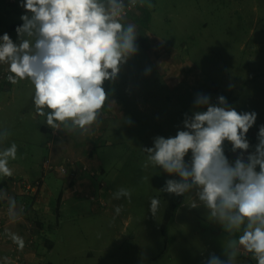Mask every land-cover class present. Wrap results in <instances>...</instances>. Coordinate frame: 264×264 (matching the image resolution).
<instances>
[{"label":"rangeland","instance_id":"374dc122","mask_svg":"<svg viewBox=\"0 0 264 264\" xmlns=\"http://www.w3.org/2000/svg\"><path fill=\"white\" fill-rule=\"evenodd\" d=\"M150 4L153 10L138 27V54L114 84L105 83L110 99L116 101L106 108V138L100 141L101 128L94 135L100 142L97 157L105 169L98 179L107 188L105 205L97 208L88 198L69 195L59 229H50L49 220L44 222L54 249L43 253L55 264H205L212 253L226 259L224 247L232 237L209 220L206 208L189 206L192 194H185V204L167 236L162 234L173 194L160 189L170 177L158 167L142 168L147 156L143 148L152 147L157 136L174 137L182 130L185 113L192 114L197 94L209 95L212 81L221 88L212 104L231 91L230 107L241 113L255 111L257 116L263 112L264 0H155ZM22 14L21 8L10 20H21ZM11 39L17 42V33ZM145 69L150 74L145 75ZM33 95L27 80L0 93V132L10 133L0 149L13 142L17 145V159L9 165L16 162L20 171L34 170L49 151L44 145L46 123L40 117L33 119ZM66 181L67 176L56 181L59 187L53 197L59 198ZM121 187L131 190L130 202L113 199ZM151 197L160 200L156 216L149 211ZM118 205L123 210L117 216Z\"/></svg>","mask_w":264,"mask_h":264},{"label":"clouds","instance_id":"9594fccd","mask_svg":"<svg viewBox=\"0 0 264 264\" xmlns=\"http://www.w3.org/2000/svg\"><path fill=\"white\" fill-rule=\"evenodd\" d=\"M136 5L137 0H20L23 23L15 29L17 42L7 33L0 36V65H7L9 83L27 80L33 86V119L42 118L54 133L93 134L105 107L116 103L105 83L114 84L139 52L137 27L127 21ZM256 120L255 111L238 112L223 95L212 104L209 95L197 94L182 130L174 137L157 136L152 147L143 148L147 156L142 168L158 167L170 177L160 191L192 194L189 206L206 208L209 220L232 237L224 247L226 259L212 253L205 264H236L242 251L264 264V125L251 152L247 139ZM9 135L0 132V143ZM225 142L237 154L234 160L225 154ZM17 151L14 142L0 149V177L13 176L9 163L17 159ZM131 197L123 187L113 193L116 200L130 202ZM0 200L7 202L12 223L22 219L24 209L15 198L0 192ZM122 210V205L114 209L117 216ZM159 210L160 200L151 197L149 211L156 216ZM6 235L24 249L23 237L10 231Z\"/></svg>","mask_w":264,"mask_h":264},{"label":"crops","instance_id":"0c3cea01","mask_svg":"<svg viewBox=\"0 0 264 264\" xmlns=\"http://www.w3.org/2000/svg\"><path fill=\"white\" fill-rule=\"evenodd\" d=\"M152 1L154 2L155 0H137L138 7L127 17L128 22L136 25L138 34L143 21L147 20L148 13L153 10V7H148V4ZM17 11L20 12L21 7L16 0H0V36L7 33L10 38H12V35L16 33V27L22 25V20H10L11 16ZM140 40L141 38L137 37V41ZM6 68L7 65H0V93L9 90L12 86V84L7 80H2L1 78V74L6 71ZM106 108L107 107H105L100 126L98 128H94L93 134L89 136L80 137L64 131L54 133L50 127L47 125L44 126L43 135L47 139L44 145L49 149V151L44 154L41 165H37L34 170L20 171L19 167L21 166L19 165L18 167L16 162L9 165L13 169L12 177L20 176L33 179L41 175L42 164L46 159H50L55 163H62L64 160L71 158L78 161L79 166L85 165V163L88 164L90 168L98 172L97 176L91 177L89 174H83L80 172L78 178L70 184L66 181V184L62 186L63 189L58 196L59 198H55L53 197V191L57 192V188L59 187L56 185V181L60 178L62 179V177L56 173H50L49 176L47 174L41 192L32 200L27 199V197L23 198V196L7 190V184L12 177H0V192H6L9 196L15 198L18 207H21V203L23 201H26L27 203L30 202L29 204L32 205L31 209H27L23 212L22 219L15 223H12L9 220L7 212L4 214L7 223V227L4 231L17 233L19 236L23 237L24 242L28 240L30 235H32L36 239V243H38L37 246H34L32 249L22 251L26 264H55L52 260L45 257L43 253L44 250L49 251L54 249V241L49 238L48 233L50 231L45 228L44 222L49 220L50 229H59L60 224L58 219L61 217V211L64 207L63 204L67 201L66 199H68L69 195L77 198L79 197V199H84L85 197L83 196V193L92 189H97L98 182L100 181L98 180L100 179L99 176L100 174H104L105 169L103 168L101 160L97 157L98 150H96V146L100 142L98 143L96 141L94 135L98 129L101 128L103 135L100 141H104V137L106 138L107 136L106 134L108 129L105 126L107 118L105 117L107 111ZM261 125H264V110L257 116L256 123L247 133V139L250 145L253 143V140L257 139L258 130ZM52 138H54L53 141ZM230 149L231 145L225 142L226 154L230 160H234L237 154L232 153ZM52 174L55 178H50ZM5 203L7 204L6 201ZM52 217H55L56 221L50 220ZM30 226H32V228ZM239 234L240 233H236L235 236L238 237ZM7 250L8 249L5 247L0 246V258L5 256V251ZM241 253L244 254L243 251ZM245 254V256L241 255L243 258L237 257L236 264H256V261L251 258V254Z\"/></svg>","mask_w":264,"mask_h":264},{"label":"built area","instance_id":"2783aa9c","mask_svg":"<svg viewBox=\"0 0 264 264\" xmlns=\"http://www.w3.org/2000/svg\"><path fill=\"white\" fill-rule=\"evenodd\" d=\"M128 0H125L127 4ZM138 4L131 8L128 11L127 17L137 8ZM7 72L4 71L1 74L2 80H7ZM257 139L254 140V146L257 144ZM253 148L249 149V152L254 150ZM41 175L36 179L30 180L25 177H12L7 184V190L15 192V194L23 197H36L44 185V180L47 174L57 173L61 177L67 176V181L69 184L78 178L80 172L83 174H89L91 177L97 176L98 172L90 168L87 165L79 166V162L68 158L62 163H55L50 159H46L42 164ZM106 185L103 180L98 182V187L96 190L92 189L84 194L85 198H88L97 208L104 207V194H105ZM5 200L0 201V246L8 249L4 257L0 258V264H26L23 257L22 251L29 250L34 247L36 244V239L30 235L28 240L25 241V247L21 251L18 249L17 245L12 242L11 239L6 235V231L2 229L4 227V214L7 212V204L4 203ZM28 203L23 201L21 207H23L24 212L28 208ZM5 257L8 258V261H5Z\"/></svg>","mask_w":264,"mask_h":264},{"label":"trees","instance_id":"16d2710c","mask_svg":"<svg viewBox=\"0 0 264 264\" xmlns=\"http://www.w3.org/2000/svg\"><path fill=\"white\" fill-rule=\"evenodd\" d=\"M137 4H138V2H137ZM220 91H221V88H220L218 82L212 81L210 88H209V96L211 97V100L215 97V94H217ZM227 92H229V93H228V95L226 94L225 98L227 101H230V100H232L231 99L232 92L231 91H227ZM251 146H252L251 148H253L254 140H253V143L251 144ZM106 191H107V188L105 189V193H106ZM34 198L35 197H33V198L27 197V199H29V200H32ZM185 200H186L185 196H175L174 194L171 196V198L167 204V207L165 209L164 218H163L164 220H163L162 234L164 236H167L169 227L174 222V220L176 219L178 209L180 207L184 206ZM28 209H29V206H28ZM49 264H53V263H49Z\"/></svg>","mask_w":264,"mask_h":264}]
</instances>
